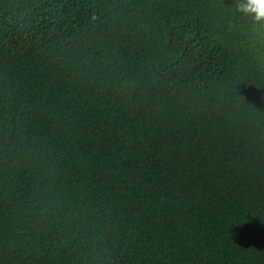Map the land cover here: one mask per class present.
Masks as SVG:
<instances>
[{
	"label": "trees",
	"instance_id": "1",
	"mask_svg": "<svg viewBox=\"0 0 264 264\" xmlns=\"http://www.w3.org/2000/svg\"><path fill=\"white\" fill-rule=\"evenodd\" d=\"M237 2L0 0V264H264Z\"/></svg>",
	"mask_w": 264,
	"mask_h": 264
},
{
	"label": "clouds",
	"instance_id": "2",
	"mask_svg": "<svg viewBox=\"0 0 264 264\" xmlns=\"http://www.w3.org/2000/svg\"><path fill=\"white\" fill-rule=\"evenodd\" d=\"M235 11L249 18L258 34H264V0H238Z\"/></svg>",
	"mask_w": 264,
	"mask_h": 264
}]
</instances>
